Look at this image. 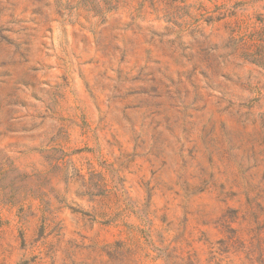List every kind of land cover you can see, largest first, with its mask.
<instances>
[{"label": "rangeland", "instance_id": "374dc122", "mask_svg": "<svg viewBox=\"0 0 264 264\" xmlns=\"http://www.w3.org/2000/svg\"><path fill=\"white\" fill-rule=\"evenodd\" d=\"M0 264H264V0H0Z\"/></svg>", "mask_w": 264, "mask_h": 264}]
</instances>
